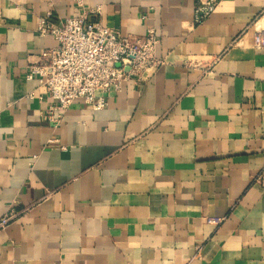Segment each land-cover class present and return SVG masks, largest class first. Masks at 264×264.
<instances>
[{
	"label": "crops",
	"instance_id": "obj_1",
	"mask_svg": "<svg viewBox=\"0 0 264 264\" xmlns=\"http://www.w3.org/2000/svg\"><path fill=\"white\" fill-rule=\"evenodd\" d=\"M83 1L125 34L153 28L162 63L55 128L26 72L57 44L41 19L78 4L0 0V216L27 207L0 264H264V0H221L200 24L194 0Z\"/></svg>",
	"mask_w": 264,
	"mask_h": 264
},
{
	"label": "built area",
	"instance_id": "obj_2",
	"mask_svg": "<svg viewBox=\"0 0 264 264\" xmlns=\"http://www.w3.org/2000/svg\"><path fill=\"white\" fill-rule=\"evenodd\" d=\"M78 13L50 21L48 11L41 19L39 34H51L57 41L54 47L43 49L28 65L26 78L35 79L54 103L45 117L56 128L64 112L76 99H83L95 110L108 105L107 93L119 91L123 82L134 79L137 83L149 80L162 61L156 56L160 42L153 28L142 36L125 34L118 28L102 24L101 8L87 7L83 0H75ZM194 22L203 23L218 8L221 0H194ZM258 47H264V31L255 35ZM31 97L34 93L29 94ZM43 99V96H39ZM27 207L11 205L0 216V231L19 219ZM196 257L199 258L197 249Z\"/></svg>",
	"mask_w": 264,
	"mask_h": 264
}]
</instances>
